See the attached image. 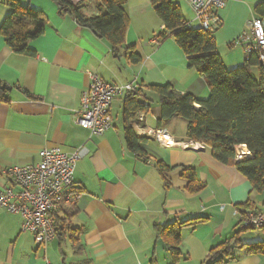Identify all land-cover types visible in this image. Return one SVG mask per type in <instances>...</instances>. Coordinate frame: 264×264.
<instances>
[{
	"label": "crops",
	"instance_id": "obj_1",
	"mask_svg": "<svg viewBox=\"0 0 264 264\" xmlns=\"http://www.w3.org/2000/svg\"><path fill=\"white\" fill-rule=\"evenodd\" d=\"M19 2L42 14L44 31L26 42L33 55L14 52L0 35V81L9 88L0 100V187L13 185L2 173L4 168L38 162L42 148L59 147L70 153L84 145L88 152L77 161L73 175L80 196L73 205L61 203L53 213L63 231L44 247L21 230L19 214L0 209V264H205L210 250L234 236L239 243L222 264H264V254H248L243 245L264 242V229L245 228L237 208L250 202L245 214L264 212V191L251 192L250 183L235 167L217 161L207 147L187 138L183 118L158 122L160 103L149 86L167 83L198 99H206L209 89L204 78L188 67L183 50L171 37L151 40L163 25L150 1L126 0L123 5L129 17L125 45L139 53L137 64L122 53L113 54L104 38L61 13L54 0ZM260 2L264 0H225L216 13L212 36L227 69L244 64V47L236 40L250 32V21L258 18L252 8ZM179 4L187 21L197 27L191 7L185 1ZM9 14L6 0H0V24ZM251 71L258 78L257 68ZM88 72L106 82L140 87L144 95L139 100L148 103L142 125L161 129L174 145L162 146L132 128L144 139L140 147L145 156L129 150L123 137L125 94L113 99L112 127L102 135L92 136L76 124ZM236 150L243 159L251 157L245 145ZM158 162L168 168L165 173L158 170ZM182 170L193 171L199 190L188 189ZM197 217L202 221L180 228L175 260L159 230ZM71 234L78 238V249Z\"/></svg>",
	"mask_w": 264,
	"mask_h": 264
},
{
	"label": "trees",
	"instance_id": "obj_2",
	"mask_svg": "<svg viewBox=\"0 0 264 264\" xmlns=\"http://www.w3.org/2000/svg\"><path fill=\"white\" fill-rule=\"evenodd\" d=\"M61 13L72 15L77 23L93 30L100 38H104L115 55L121 53L134 64L141 61L134 46L125 45V32L129 25V17L123 5L126 0H54ZM155 15L163 25L160 39L171 37L183 50L187 65L201 75L209 89L206 99L195 98L191 94H180L172 85H154L149 89L157 93L160 103L159 124L178 116L187 122L185 135L190 140L207 147L210 154L219 162L235 167L245 176L251 186V192L264 191V63L259 60L257 49H253L244 64L227 69L216 50L212 31H204L199 27L188 28L181 7L173 0H149ZM10 14L0 24V35L6 44L16 53L33 55L26 42L40 36L44 31L42 14L19 0H6ZM91 9L92 14L85 12ZM253 13L264 20V2L253 5ZM29 23L32 27L29 28ZM252 67L257 68L258 78L252 74ZM9 88L0 81V100H4ZM137 86L133 91L125 93L122 106L123 137L129 150L145 156L140 147L144 140L133 131L130 123L140 112L148 110V103L139 100L143 96ZM194 104L200 108L195 109ZM245 145L251 157L236 159V147ZM157 168L165 173L168 168L158 162ZM181 175L187 180V187L197 191L201 187L192 170H182ZM72 205L74 203H71ZM242 218L245 211L251 209L246 202L237 207ZM264 213V212H263ZM54 218L56 235L63 231L62 223ZM64 220H61L63 222ZM202 221L197 217L182 223L163 227L160 235L167 238L169 253L176 260L179 256V230L182 226L194 225ZM258 229H264V226ZM73 246L78 249V238L71 234ZM233 245H230V242ZM236 237L221 243L208 253L209 262L205 264H222L232 257V249ZM239 243V242H238ZM239 245V244H238ZM248 254H264V242L244 243Z\"/></svg>",
	"mask_w": 264,
	"mask_h": 264
},
{
	"label": "built area",
	"instance_id": "obj_3",
	"mask_svg": "<svg viewBox=\"0 0 264 264\" xmlns=\"http://www.w3.org/2000/svg\"><path fill=\"white\" fill-rule=\"evenodd\" d=\"M192 9L198 26L204 31H212L218 24L216 13L225 5V0H183ZM188 28H194L187 22ZM250 32L238 36L236 43L243 45L245 60L253 49L258 50L259 60L264 63V23L253 18ZM158 35L152 37L156 41ZM89 82L80 95V106L75 114V123L88 130L90 135L100 136L112 127L110 106L113 99L137 86L131 83L114 84L106 82L98 75L88 72ZM147 104V102L145 103ZM144 113L140 112L131 121L132 128L140 136H152L162 146L174 145L169 135L161 129H150L142 125ZM191 143V142H190ZM186 146L190 144L186 143ZM84 145L67 153L59 147L39 150L36 163L4 168L2 173L11 179L13 185L0 187V209L21 216V230L32 235L38 247H44L56 236L53 213L61 203H76L80 192L75 189L73 175L77 161L87 154ZM236 150V159H243ZM12 186H16L15 191ZM245 228L258 229L264 226V213L249 211L245 214Z\"/></svg>",
	"mask_w": 264,
	"mask_h": 264
},
{
	"label": "rangeland",
	"instance_id": "obj_4",
	"mask_svg": "<svg viewBox=\"0 0 264 264\" xmlns=\"http://www.w3.org/2000/svg\"><path fill=\"white\" fill-rule=\"evenodd\" d=\"M77 0H74V2H76ZM174 2H176V3H180V2H182L181 0H173ZM180 5V4H179ZM246 231H251V232H254V230H249V229H247Z\"/></svg>",
	"mask_w": 264,
	"mask_h": 264
}]
</instances>
